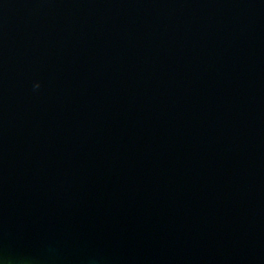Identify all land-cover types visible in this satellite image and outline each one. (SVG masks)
Segmentation results:
<instances>
[{
    "label": "water",
    "instance_id": "water-1",
    "mask_svg": "<svg viewBox=\"0 0 264 264\" xmlns=\"http://www.w3.org/2000/svg\"><path fill=\"white\" fill-rule=\"evenodd\" d=\"M0 264H264V0H0Z\"/></svg>",
    "mask_w": 264,
    "mask_h": 264
},
{
    "label": "clouds",
    "instance_id": "clouds-1",
    "mask_svg": "<svg viewBox=\"0 0 264 264\" xmlns=\"http://www.w3.org/2000/svg\"><path fill=\"white\" fill-rule=\"evenodd\" d=\"M39 85H37V87H38Z\"/></svg>",
    "mask_w": 264,
    "mask_h": 264
}]
</instances>
